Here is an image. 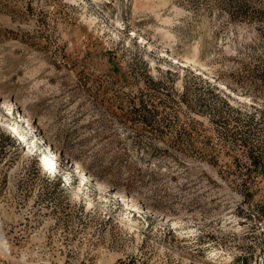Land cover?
<instances>
[{"label":"rangeland","instance_id":"obj_1","mask_svg":"<svg viewBox=\"0 0 264 264\" xmlns=\"http://www.w3.org/2000/svg\"><path fill=\"white\" fill-rule=\"evenodd\" d=\"M0 237V264H264V0H0Z\"/></svg>","mask_w":264,"mask_h":264},{"label":"bare ground","instance_id":"obj_2","mask_svg":"<svg viewBox=\"0 0 264 264\" xmlns=\"http://www.w3.org/2000/svg\"><path fill=\"white\" fill-rule=\"evenodd\" d=\"M182 62L186 66H189L191 68H194L195 73L199 74L202 73L204 76H207L208 74L204 72L200 65L195 63L193 56H184L182 57ZM209 76V75H208ZM219 85L223 86L221 82H218ZM227 89V88H226ZM231 91V90H229ZM234 94V92H231ZM236 95V94H235ZM25 121H27V124H29V118L28 116H24ZM46 149L49 150V155L51 156V159L43 158L42 161H40V166L43 170H45L46 173H48V170H51L53 167L54 172L56 171V161L58 160V152L52 150V147L49 142L45 141ZM84 176V175H83ZM104 183V182H103ZM0 250L4 253L8 252V247L5 244V241L0 237Z\"/></svg>","mask_w":264,"mask_h":264}]
</instances>
